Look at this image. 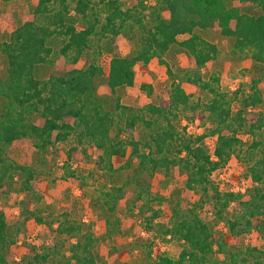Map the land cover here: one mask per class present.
I'll return each instance as SVG.
<instances>
[{
    "label": "trees",
    "instance_id": "16d2710c",
    "mask_svg": "<svg viewBox=\"0 0 264 264\" xmlns=\"http://www.w3.org/2000/svg\"><path fill=\"white\" fill-rule=\"evenodd\" d=\"M28 1L29 16L0 44L7 61L6 76L0 77V190L17 175L19 191L35 194L36 169L16 162L7 154V148L16 143L27 141L44 153L56 143L73 137L74 144L68 154L76 150L84 156L95 153L96 170L109 174L118 171L112 167V157L124 156L125 146L129 145L130 159H137L136 172L151 176L161 168L167 172L171 165L178 166L186 173L187 190L200 202L187 206L178 200L173 204L170 216L174 222L165 234L177 237L186 245L176 259L159 256L151 264H218L209 259V255L215 245L219 250L225 245L221 238L213 237L197 208L205 201L213 203L218 218L225 221L233 235L248 232L253 218L264 213V134L260 140L258 134H254L245 152L237 136L243 129L260 132L264 128V116L253 121L243 118L241 111L232 115L230 99L238 100L239 90L231 96L220 91L217 73L204 79L201 68L218 57L219 48L197 30L216 28L221 36L232 38L234 49L248 52L256 73L262 77L264 0H154L151 6L147 5L148 0H135L129 8H123L120 0ZM233 2L235 4H231ZM246 4L254 5L258 12H242L239 5ZM134 25L141 29L140 45L135 53L132 56L113 55L109 60L106 85L111 93L118 87H133L137 62L147 64L157 58L158 62L166 64L163 56L175 43L189 53L192 70H185L178 81L173 79L169 95L158 103L148 102L135 108L120 104L117 98L114 107L107 109L96 95L94 77L100 75L102 69L94 58L102 53V47L108 51L112 46L111 41L104 39L122 34L127 37ZM181 35L187 37L178 40ZM81 57L86 59L83 67L46 78L35 76L40 64L53 63L56 59L76 63ZM166 71L171 74L168 64ZM181 80L206 93L208 100L198 98L192 102ZM259 81L252 78L250 93L240 101L243 106H258L263 101L257 88ZM141 88L151 95L150 85L141 84ZM187 109L207 113L212 127L197 136L179 134L172 118ZM139 124L142 131L137 136L135 129ZM112 130L114 135H111ZM208 135L216 137L214 157L201 145ZM241 152L249 160L247 174L255 184L248 199L220 192L210 179L212 172L224 166L231 156L242 160ZM70 176L74 177L72 173ZM133 179L137 183V179ZM143 182L141 179L138 183L135 199L142 197L140 192H146ZM122 191V186H111L103 191L102 206L114 212ZM230 203L235 204L239 214L225 219L222 214ZM157 214L152 211L147 218L149 225ZM59 226L60 232L76 239L70 243L69 255L61 264H98L93 253L97 238L88 230L82 232L76 224L59 222ZM147 228L151 227L147 225ZM14 241L13 232L0 210V264L9 263L8 249ZM27 250L22 262L14 264H41L50 257L48 249L38 251L29 246ZM224 264H264V250L246 246L227 253Z\"/></svg>",
    "mask_w": 264,
    "mask_h": 264
},
{
    "label": "rangeland",
    "instance_id": "374dc122",
    "mask_svg": "<svg viewBox=\"0 0 264 264\" xmlns=\"http://www.w3.org/2000/svg\"><path fill=\"white\" fill-rule=\"evenodd\" d=\"M120 1L123 8L135 4V0ZM154 2L148 0L147 5L151 6ZM239 6L242 12L249 14L258 12L257 7L252 4ZM29 13L28 0H0V44L7 40L8 34L26 19ZM147 24L149 25V22ZM77 27L80 28L81 25ZM140 32L141 29L134 25L127 37L122 34L113 39H104L111 41L112 46H108V51H104L102 47V53L94 58L102 69V73L94 77L96 95L101 98L107 109L114 107L117 98L120 104L135 108L142 107L148 102L158 103L169 95L173 79L178 81L185 70H192L189 53L175 43L163 56L171 69L170 75L166 71V64L158 62L157 58H152L147 64L139 61L134 67L133 87H118L115 93H111L106 85L109 60L113 55L132 56L140 45ZM197 32L219 48L218 57L201 68L204 79L211 73H217L220 78V91L231 96L234 91L239 90L238 100L230 99L232 115L241 111L243 118L253 121L264 116V75L261 77L256 73L248 52L235 50L233 39L221 36L216 28L198 29ZM185 37L187 35L178 36V40ZM85 63V57H81L76 63L56 59L53 63L38 65L35 76L46 78L62 74L71 68L83 67ZM6 67V57L0 49L2 78L6 76ZM252 78L260 80L257 88L263 101L258 106H243L240 101L250 93ZM141 84L151 86V95L147 94L146 89L141 88ZM180 84L190 95L192 102L198 98L208 100L206 93L193 85L184 80H181ZM172 124L179 134L192 136L205 134L212 127L207 113L191 109L179 111L177 117L172 118ZM141 129L140 124L136 126L137 136ZM254 134H258L257 139L260 140L264 128L260 132L259 130L248 132L244 129L238 131L242 151L245 152L249 147L255 137ZM111 135H114L113 130ZM215 139L216 137L208 135L201 141V145L212 157ZM73 142L71 137L67 141L56 143L44 153L33 148L27 141L7 148V154L11 159L30 165L37 171L34 195L19 191L20 180L17 175L0 190V210L4 213L15 240L8 249V264L22 262L21 258L27 253L29 246H34L38 251L42 248L50 251L48 260L41 264H61L64 257L69 255L70 243L76 239L75 237L70 239L65 232H60L59 222L79 225L82 232L88 230L97 238L93 253L98 264H151L159 256L176 259L186 243L165 234V230L174 222V218L170 216V209L178 200L187 206L198 202L194 193L186 188V173L178 166L171 165L167 172L161 168L151 176L145 173L141 175L136 172L137 159H130L129 145L125 146L124 156L112 157V167L118 169L116 173L101 172L95 168V153L91 152L89 156H84L76 150L68 154ZM140 149L143 150L141 147ZM244 152L240 153L242 160L231 156L224 166L212 172L210 179L220 192H231L248 199L255 184L247 174L249 160L245 159ZM67 156H71V159L69 160ZM126 164L129 166L122 168ZM71 173L74 177L70 176ZM133 177L137 179V183ZM141 179H144L141 184L146 187V192H140L143 193L142 197L135 199ZM262 185L264 186V182ZM111 186L123 187V194L114 212H110L101 204L102 192ZM205 202L197 208V212L207 223L213 237L221 238L225 245L222 250L217 249L215 245L209 259L224 264L227 253L246 246L264 250V213L253 218V226L248 232L233 235L228 231L225 221L218 218L213 203ZM152 211H157L158 214L149 225L147 218ZM237 214L239 213L235 204L230 203L222 216L231 219ZM36 217L41 220H37ZM147 225L151 228H147Z\"/></svg>",
    "mask_w": 264,
    "mask_h": 264
}]
</instances>
